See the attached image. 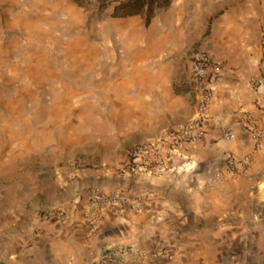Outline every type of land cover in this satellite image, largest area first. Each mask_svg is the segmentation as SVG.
Returning a JSON list of instances; mask_svg holds the SVG:
<instances>
[{
	"label": "crops",
	"instance_id": "obj_1",
	"mask_svg": "<svg viewBox=\"0 0 264 264\" xmlns=\"http://www.w3.org/2000/svg\"><path fill=\"white\" fill-rule=\"evenodd\" d=\"M119 1L32 0L28 16L24 0H0V264H102L121 246L158 252L127 264H263L264 0H168L147 23L115 16ZM197 50L224 64L202 113L189 80ZM24 89L29 144L28 129L6 126L23 118ZM198 117L205 135L163 174L122 171L130 147ZM96 188L141 203L92 209ZM60 208L64 221L43 215Z\"/></svg>",
	"mask_w": 264,
	"mask_h": 264
},
{
	"label": "built area",
	"instance_id": "obj_2",
	"mask_svg": "<svg viewBox=\"0 0 264 264\" xmlns=\"http://www.w3.org/2000/svg\"><path fill=\"white\" fill-rule=\"evenodd\" d=\"M264 51V45H263ZM224 69L221 60L213 58L203 50L193 52L191 56L190 83L198 100V111L202 113L211 99V83L218 80ZM262 83V79H255L250 82L252 86ZM205 135V129L201 117L179 125L176 129L168 130L158 138L130 147L127 156L122 164V171L130 175L145 173L150 176H157L166 170V160L176 148L182 144H193ZM260 132H252V138L257 140ZM234 135L228 134V138ZM248 158L241 161L228 159L230 168L236 165L245 164ZM93 198L88 205L90 208H117L122 211L136 212L141 203L139 196H128L121 191L103 192L100 188L92 189ZM46 218H53L58 221L66 219V210L63 208L44 213ZM158 253V252H157ZM157 253L147 254L145 251L138 250L132 246H121L117 248H108L103 250L100 256L102 264H127L128 260L135 262L158 255Z\"/></svg>",
	"mask_w": 264,
	"mask_h": 264
},
{
	"label": "rangeland",
	"instance_id": "obj_3",
	"mask_svg": "<svg viewBox=\"0 0 264 264\" xmlns=\"http://www.w3.org/2000/svg\"><path fill=\"white\" fill-rule=\"evenodd\" d=\"M31 1L32 0H24V13L28 14V16H30L31 13L35 11V8L32 7ZM78 2H79V0H78ZM79 3H81V2H79ZM25 21H26V23L28 25L27 28H30V27L33 26V25L31 26V24L28 23L27 20H25ZM0 30H5V26L3 24V19H2L1 16H0ZM31 41L32 40L23 39V51H24L23 52V60H24L23 68H24V70L28 68L27 70L30 71V73H28L29 75L30 74L32 75V72H33L30 63L28 62L29 60H31L32 56H30V53L28 52L29 49H27V47H28V45H29V43ZM33 57H35V56H33ZM25 84L27 86H30V82L29 81H26ZM27 91H28L27 89H24L23 94H22L23 95V97H22V99H23V109H24V115L22 116L23 118L12 117V118L6 120L7 121V125L6 126H8V127L12 126L13 128L17 127L18 129H22V127L28 129L27 131H24V129H22L23 130L22 138H24L23 139V143L26 142V143L29 144V143H31V141L29 140L31 138V134L27 133V132H29V129L31 127H34L36 125V120L37 119L34 118V116L31 115V113H32L31 109L34 108V104L31 101V96H30L29 92H27ZM37 123H38L39 127L44 126L45 118L42 119V120L39 119V121ZM7 138H8V135H7ZM0 142H2V141H0ZM7 142H8L7 144L14 145V144L18 143L19 141H14V140L13 141H9L8 140ZM43 169L45 170L46 168H43ZM2 185H4V183L0 182V189H1ZM248 264H250V263H248ZM263 264H264V262H263Z\"/></svg>",
	"mask_w": 264,
	"mask_h": 264
},
{
	"label": "trees",
	"instance_id": "obj_4",
	"mask_svg": "<svg viewBox=\"0 0 264 264\" xmlns=\"http://www.w3.org/2000/svg\"><path fill=\"white\" fill-rule=\"evenodd\" d=\"M166 5H168V0H120L113 14L115 16L142 14L147 23L157 8Z\"/></svg>",
	"mask_w": 264,
	"mask_h": 264
}]
</instances>
